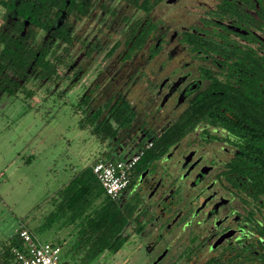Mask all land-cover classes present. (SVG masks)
I'll return each mask as SVG.
<instances>
[{
	"label": "flooded vegetation",
	"instance_id": "obj_1",
	"mask_svg": "<svg viewBox=\"0 0 264 264\" xmlns=\"http://www.w3.org/2000/svg\"><path fill=\"white\" fill-rule=\"evenodd\" d=\"M29 89L109 159L141 153L118 200L144 260L264 264L243 149L264 124V0H0V98Z\"/></svg>",
	"mask_w": 264,
	"mask_h": 264
},
{
	"label": "rangeland",
	"instance_id": "obj_2",
	"mask_svg": "<svg viewBox=\"0 0 264 264\" xmlns=\"http://www.w3.org/2000/svg\"><path fill=\"white\" fill-rule=\"evenodd\" d=\"M27 92L29 97L0 98V264L15 263L4 251L20 227L41 242L60 245V262L82 264L73 254L79 220L68 224L69 213L57 207L58 192L73 174L109 153L103 140L78 122L65 98ZM133 226L127 224L126 241L115 253L106 251L87 264H151Z\"/></svg>",
	"mask_w": 264,
	"mask_h": 264
},
{
	"label": "trees",
	"instance_id": "obj_3",
	"mask_svg": "<svg viewBox=\"0 0 264 264\" xmlns=\"http://www.w3.org/2000/svg\"><path fill=\"white\" fill-rule=\"evenodd\" d=\"M26 97L31 94L24 90ZM13 94V93H11ZM264 121V115H260ZM96 129L93 133H98ZM102 131H104L102 129ZM111 133L110 136H112ZM247 141L244 146L245 162L248 175L255 181L264 184V124L248 128ZM101 140L104 138L100 137ZM109 159V158H106ZM121 159V158H118ZM140 164V161L138 162ZM136 162L132 171L136 169ZM130 174L131 185L133 172ZM60 199L57 207L60 212L69 213V221L77 219L82 222L78 226V235L74 245V255L82 264H87L100 253L107 250L119 249L126 241L123 235L127 224L131 222L133 206L120 205L119 200L112 199L104 193L102 187L92 172L91 165L84 167L73 174L66 184L59 190ZM17 240H12L4 253H9L18 264L14 249L21 248L22 243L17 234ZM9 264V263H6Z\"/></svg>",
	"mask_w": 264,
	"mask_h": 264
},
{
	"label": "built area",
	"instance_id": "obj_4",
	"mask_svg": "<svg viewBox=\"0 0 264 264\" xmlns=\"http://www.w3.org/2000/svg\"><path fill=\"white\" fill-rule=\"evenodd\" d=\"M141 153L121 159H99L92 165V172L105 194L118 200L130 182L131 171ZM21 248H15L18 264H59L61 247L50 242H41L24 227L17 230Z\"/></svg>",
	"mask_w": 264,
	"mask_h": 264
},
{
	"label": "crops",
	"instance_id": "obj_5",
	"mask_svg": "<svg viewBox=\"0 0 264 264\" xmlns=\"http://www.w3.org/2000/svg\"><path fill=\"white\" fill-rule=\"evenodd\" d=\"M92 164H93V163H92ZM92 164H91V165H92ZM58 193H59V192H58ZM59 199H60V196H59ZM77 220H79V219H77ZM75 221H76V220H75ZM75 221H74V222H75ZM81 222H82L81 220L78 221L77 227L80 225ZM70 223H72V222L69 221L68 224H70ZM77 231H78V230H77ZM60 247H61V246H60ZM107 251H110V252L115 253V251H112V250H107ZM104 252H106V251H104ZM104 252H102V253H100V254H103ZM100 254H99V255H100ZM67 263H68V262H67Z\"/></svg>",
	"mask_w": 264,
	"mask_h": 264
},
{
	"label": "water",
	"instance_id": "obj_6",
	"mask_svg": "<svg viewBox=\"0 0 264 264\" xmlns=\"http://www.w3.org/2000/svg\"><path fill=\"white\" fill-rule=\"evenodd\" d=\"M59 264H67V262L66 261H63V262H60Z\"/></svg>",
	"mask_w": 264,
	"mask_h": 264
}]
</instances>
